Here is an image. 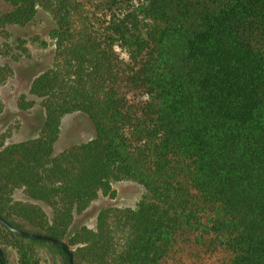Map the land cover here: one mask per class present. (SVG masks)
<instances>
[{
  "label": "trees",
  "instance_id": "1",
  "mask_svg": "<svg viewBox=\"0 0 264 264\" xmlns=\"http://www.w3.org/2000/svg\"><path fill=\"white\" fill-rule=\"evenodd\" d=\"M0 3V36L41 11L55 46L29 89L37 136L0 144L5 221L65 242L73 264H264V0ZM11 74L0 64V87ZM72 113L94 137L54 154ZM122 181L145 190L135 207L72 230ZM0 247L4 264H48L44 250L68 264L2 225Z\"/></svg>",
  "mask_w": 264,
  "mask_h": 264
},
{
  "label": "rangeland",
  "instance_id": "2",
  "mask_svg": "<svg viewBox=\"0 0 264 264\" xmlns=\"http://www.w3.org/2000/svg\"><path fill=\"white\" fill-rule=\"evenodd\" d=\"M1 10L9 6L0 3ZM54 26L53 19L39 11L35 18L25 26L7 27V35L0 36V64L8 65L12 74L0 87V144L7 145L37 136L44 120L43 109L39 99L29 93L33 79L52 65L54 57V40L50 30ZM19 40L23 44L19 46ZM25 48V52L22 50ZM25 101H34L32 108L23 110L18 102L21 97ZM94 129L88 118L82 113L66 115L61 122L60 134L54 144V154H58L71 145L86 142L94 137ZM114 195H99L81 214L76 215L72 230L84 225L93 228L98 212L107 207H135L144 197L145 190L138 184L122 181L112 185ZM20 192L15 198L22 199ZM25 231L31 228L18 222ZM71 230V231H72ZM48 264H62L58 256L44 250Z\"/></svg>",
  "mask_w": 264,
  "mask_h": 264
},
{
  "label": "water",
  "instance_id": "3",
  "mask_svg": "<svg viewBox=\"0 0 264 264\" xmlns=\"http://www.w3.org/2000/svg\"><path fill=\"white\" fill-rule=\"evenodd\" d=\"M0 225H2L6 230L13 232L17 235L23 236L28 239H36V240H44V241H49L52 242L59 247H61L63 253L66 255L68 259V264H73V255L71 249L66 245L65 242L59 241L51 236L45 235L43 233H34V232H29L25 231L21 228L15 227L11 225L9 222L5 221L1 216H0ZM3 251L0 247V264H4L3 262Z\"/></svg>",
  "mask_w": 264,
  "mask_h": 264
}]
</instances>
